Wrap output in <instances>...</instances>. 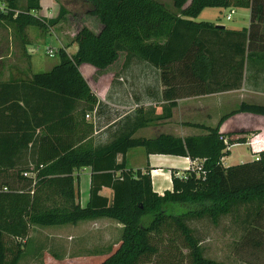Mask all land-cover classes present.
I'll return each instance as SVG.
<instances>
[{
  "label": "trees",
  "instance_id": "obj_1",
  "mask_svg": "<svg viewBox=\"0 0 264 264\" xmlns=\"http://www.w3.org/2000/svg\"><path fill=\"white\" fill-rule=\"evenodd\" d=\"M17 1L0 0L5 8L0 20L18 33L26 26L54 25L65 12L59 7L54 17L41 18L31 13L40 9L39 0H26L19 11ZM170 1L173 11L154 0H81L99 30L79 26L74 51L69 54L59 47L58 62L49 70L0 81V174L13 175L17 185L0 180V264H17L31 226L98 218L121 225L117 247L98 264H145L153 256L171 264L173 249L186 264H224L203 255L187 219L207 215L215 222L236 204H264V150L257 152L256 160L223 166L226 146L244 139L219 133V123L203 127L205 133L198 135L131 136L140 126L169 117L173 100L162 106L163 114H142L107 142L91 139L96 124L84 115H96L100 102L79 71L81 63L102 70L124 52V60L134 58L159 70L165 86L162 98L168 99L171 94L238 88L243 63L253 55L250 51L264 56V0ZM206 7L248 8L249 26L235 32L194 21ZM205 33L214 37L205 39ZM226 72L230 78H225ZM239 112L264 116V104L241 101L224 117ZM135 147L145 154L202 159V171L187 169L181 173L184 178L171 174L170 190L158 195L151 190L147 166L144 171L125 168L124 155ZM81 167L90 170L83 206L76 202L78 189L71 175ZM101 187L110 189V199L99 194ZM163 233L169 236L163 238Z\"/></svg>",
  "mask_w": 264,
  "mask_h": 264
},
{
  "label": "rangeland",
  "instance_id": "obj_2",
  "mask_svg": "<svg viewBox=\"0 0 264 264\" xmlns=\"http://www.w3.org/2000/svg\"><path fill=\"white\" fill-rule=\"evenodd\" d=\"M154 1L162 4L166 10L173 11L170 0ZM41 3L43 9L31 13L41 18H51L57 14L59 7H62L65 11L62 19L46 27L26 26L21 33L16 32L11 23L0 20V72L4 77H27L31 71L49 70L58 62L56 51L60 46L56 38L70 54L75 48L73 36L79 26H88L93 32L97 30L98 21L94 16L85 14L86 6L81 0H41ZM25 4L26 0H18L16 11L24 9ZM230 9L232 13H229ZM228 13L230 19L225 18ZM247 19L248 9L229 7L220 11L215 8H204L194 20H210L217 25L231 28L245 26ZM47 48L52 49L51 56L46 53ZM78 68L100 102L97 114L94 115L93 121L90 120L96 124V129L102 128L101 131L92 133L91 139L94 143L107 142L108 132L120 130L125 123H135L142 114L154 117L164 113L157 106L156 110L145 112L140 111L142 108L138 110L139 99L142 96L153 103L155 99L157 101L162 99L163 90L148 87L142 91L137 80H123L124 76L130 77V74L152 75L159 72L145 62L134 58L126 61L123 52H120L118 58L102 70H97L88 63H81ZM111 76L122 78L117 80L120 85L122 84L120 88L106 86ZM108 100L115 102L116 106L111 105ZM261 102L264 104V100ZM177 120L179 112L174 111L171 121L177 125ZM168 130L172 129L152 128L149 125L138 129L133 136L152 137L158 132ZM244 149L243 145L235 147L233 154L236 155ZM131 151L133 152L128 155L141 151V148L135 147ZM259 151V148L253 149V152ZM247 152L249 153L248 150ZM252 159L242 158L241 163L250 162ZM224 163L229 164V161L226 160ZM26 173L27 176L32 175L30 172ZM0 180H7L14 187L17 186L13 175L9 173L0 174ZM174 209L184 211V208L179 206H174ZM186 222L192 229L194 237L199 239L205 257L224 264H264V204L257 201L239 203L234 205L229 213L220 215L215 222L207 215L190 217ZM57 227H29L23 244V255L17 264H98L117 247L121 232V225L107 218H100L96 223L90 224L79 222L74 227L66 226L59 232L56 231ZM161 236L166 238L169 235L163 233ZM172 255L174 261L171 264H176L177 261V264H186L184 256H178L175 249ZM160 258L153 256L145 264H166Z\"/></svg>",
  "mask_w": 264,
  "mask_h": 264
},
{
  "label": "crops",
  "instance_id": "obj_3",
  "mask_svg": "<svg viewBox=\"0 0 264 264\" xmlns=\"http://www.w3.org/2000/svg\"><path fill=\"white\" fill-rule=\"evenodd\" d=\"M40 11L43 9V4L41 0H39ZM206 8H215L217 11H220L223 8L219 7H206ZM248 9V8H246ZM204 10V8L198 13V15ZM197 15V16H198ZM196 16V17H197ZM195 18H193L194 20ZM195 21V20H194ZM213 25H217L212 21ZM97 30H99L100 25L97 23ZM224 30L229 31H239L243 28H248L249 26V9H248V19L247 24L241 27H225L221 25ZM88 27V26H87ZM90 28V27H89ZM223 33V31H222ZM221 33V34H222ZM213 33H205L204 38H210ZM214 37V35H212ZM59 43V46L63 45L60 43V40L56 38ZM33 50V49H29ZM252 56L250 59L243 63L241 70V82L238 88L229 89V90H219L213 91L209 93L203 94H186L183 96H175L170 95L168 99H159L158 101L155 99L153 103H151L150 99H145L142 96L139 99L138 108H142V111L156 110V106L162 109V106L159 103L167 104L169 101L173 100L175 105L171 107L170 112L171 115L165 119L154 120L151 123L140 126L137 128L135 132L140 128H146L151 125L152 128H160L167 127L172 130L161 131L157 134H154L155 137L160 133L171 134L178 137H184L187 135H198L205 133L203 127H214L219 123L218 132L222 134H229V138H242L244 142H234L232 144H228L226 149L228 154L221 158V164L223 166L234 165L243 162L242 158H253L257 154V152H253L254 148H259V150H264V116L250 114L245 112H239L227 117H224L227 113L232 111L237 107V105L243 101L247 103H257L262 104L261 101L264 100V56H260V52H257V56L254 55V51H250ZM31 55V54H30ZM124 58V52H123ZM238 58L233 55V60H237ZM31 61V60H30ZM33 71L27 76L29 77ZM219 77V76H218ZM9 78L17 79V78H26V77H4L0 72V81H7ZM225 78H230V74L226 72ZM122 80V78H118ZM117 78H113L112 76L109 78V82L106 83V86H114V89H118L121 85L117 82ZM137 80L138 86L142 89L153 87L155 90L159 88L162 90L165 86L160 82L159 73H154L152 75H146L144 73L140 74H130L129 76H124L123 80ZM114 80V81H113ZM149 80H153V82H149ZM157 81V83L155 82ZM88 84V83H87ZM91 89V88H90ZM92 90V89H91ZM95 94V93H94ZM96 95V94H95ZM97 97V96H96ZM172 97V98H171ZM174 97V98H173ZM98 99V98H97ZM99 101V99H98ZM111 105H115V102L108 100ZM157 103V105H155ZM264 103V102H263ZM141 106V107H140ZM174 111L179 112V120H177V125L175 122L171 121V118L174 114ZM94 113V112H93ZM95 115V114H94ZM90 121L89 119H86ZM111 124V123H110ZM102 128H95L94 132L97 133L101 131ZM115 131L108 132L106 139L107 141L112 138ZM134 137V136H133ZM142 137V136H139ZM150 138V137H144ZM105 141V140H104ZM241 145L245 146L244 150L239 151L238 154H233V148L240 147ZM133 149V148H131ZM131 149H128L124 155L125 168L140 171H144V168L148 167V174L150 177V185L151 190L158 195H161L163 191L170 190L171 188V174L177 175L188 169L189 161L185 156L178 155H170V154H159V153H149L145 154L143 149L141 151H136V153H132ZM249 151V153L247 152ZM239 159L237 162L234 161ZM120 160V155L116 156V161ZM229 161V164H225L224 161ZM133 166L134 168H131ZM72 177L74 178V185L78 189V197L76 198V202L83 206L85 205L88 198V188H89V175L90 170L88 167H81L78 169H74L72 171ZM100 195L105 196L107 199L111 197V191L107 187H101L99 191ZM98 219L94 220H84L78 221L85 222L87 224L96 223ZM75 224H67L60 225L56 228V231H62L66 226L74 227ZM59 235V234H58Z\"/></svg>",
  "mask_w": 264,
  "mask_h": 264
},
{
  "label": "built area",
  "instance_id": "obj_4",
  "mask_svg": "<svg viewBox=\"0 0 264 264\" xmlns=\"http://www.w3.org/2000/svg\"><path fill=\"white\" fill-rule=\"evenodd\" d=\"M3 11H5V8H4V5H3V3H0V12H3ZM229 13H232V9H230L229 10ZM229 13L228 14H226L225 15V18L226 19H230V15H229ZM46 53L49 55V56H51L52 54H53V52H52V49H50V48H47L46 49ZM93 117H94V113L93 112H91V113H87V114H85L84 115V118L85 119H89V120H92L93 121ZM223 142L225 143V139H223ZM258 158V155L256 154L254 157H253V159H257ZM189 159V158H188ZM201 166H202V159H199V158H195V159H190V161H189V165H188V169L189 170H191V171H193V172H195V173H201ZM177 177H182V178H184L185 176L183 175V174H177L176 175Z\"/></svg>",
  "mask_w": 264,
  "mask_h": 264
},
{
  "label": "water",
  "instance_id": "obj_5",
  "mask_svg": "<svg viewBox=\"0 0 264 264\" xmlns=\"http://www.w3.org/2000/svg\"><path fill=\"white\" fill-rule=\"evenodd\" d=\"M216 26H221V25H216Z\"/></svg>",
  "mask_w": 264,
  "mask_h": 264
}]
</instances>
